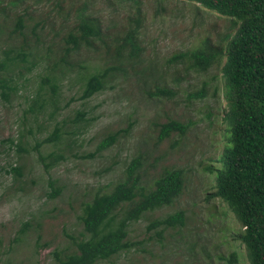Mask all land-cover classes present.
<instances>
[{"label":"rangeland","instance_id":"1","mask_svg":"<svg viewBox=\"0 0 264 264\" xmlns=\"http://www.w3.org/2000/svg\"><path fill=\"white\" fill-rule=\"evenodd\" d=\"M92 3L105 24H115V28L124 24L135 7L142 9L145 57L168 77L172 94L148 95L144 84L121 77L124 80L110 81L101 92L80 100V83H67L61 97L66 107L57 119L62 121L82 110L88 122L75 136L67 159L50 170L44 168L35 151L24 154L17 145L25 136L29 146L34 144L54 125V121L47 125V116H40L43 125H39L25 111L35 86L34 76L19 81V91L10 101L0 94V264H59L57 258L75 248L73 241L87 235L79 220L83 203L93 191L117 182L136 153L142 154L149 177L166 166L184 168L186 186L172 205L149 212L130 225L133 249L95 264H250L244 245L237 239L241 223L225 202L212 195L215 175L201 167V162L219 156L224 145L226 100L213 94L216 83L221 85V70L215 65L208 72H198L173 59L176 53L200 43L213 28L223 30L228 20L206 11H191L177 0ZM25 5L30 10L43 7L37 0H0V10L9 12H23ZM43 8L45 19L57 14L50 13L51 5ZM205 80L209 95L204 99L192 97ZM170 118L190 122L191 127L182 137L173 135L158 141L152 121ZM129 122H133L130 133H123L109 148L96 152L107 134L126 128ZM45 124L47 129L39 131ZM70 127L69 123L65 126ZM46 148L52 150L54 146ZM13 167L20 168L22 177H16ZM54 188L61 193L51 197ZM180 209L186 214L183 226L161 231V226L150 224ZM234 252L237 261L232 257Z\"/></svg>","mask_w":264,"mask_h":264},{"label":"trees","instance_id":"2","mask_svg":"<svg viewBox=\"0 0 264 264\" xmlns=\"http://www.w3.org/2000/svg\"><path fill=\"white\" fill-rule=\"evenodd\" d=\"M177 1L190 6L191 11L218 14L229 22L223 30L213 28L200 43L176 53L173 59L198 72H208L215 65L221 70V85L216 83L213 94L226 100L224 145L219 156L201 162V167L215 175L212 195L225 202L241 223L237 239L244 245L250 264H264V0ZM37 5H51L50 13L57 14L45 19L43 7L30 10L28 5L23 12L0 10V46L5 45L0 47V94L10 101L19 91V81L34 76L35 86L25 111L39 125H43L40 116H47V125L51 121L54 125L34 144L29 146L25 136L17 145L24 154L35 151L44 168L50 170L67 159L75 136L88 122L82 110L62 121L57 119L66 107L61 97L67 83H80V100L91 98L118 78H134L145 85L148 95H171L172 91L166 83L168 77L145 57L141 38L144 14L139 6L115 28V24H105L92 0H37ZM208 83L205 80L192 97L206 98ZM67 123L71 129L65 128ZM152 124L158 141L173 135L182 137L191 127L190 122L178 118ZM132 126L129 122L126 128L107 134L96 152L130 133ZM49 146L54 148L46 150ZM73 155L78 156L76 152ZM12 169L16 177H22L19 167ZM186 182L185 169L176 166H166L149 177L142 154H134L117 182L93 191L83 203L79 220L87 235L75 239V248L58 257V263L95 264L133 249L130 225L149 212L172 205ZM60 193L55 189L51 197ZM185 220V211L180 209L150 224L164 231L183 226ZM232 257L237 261L236 252Z\"/></svg>","mask_w":264,"mask_h":264}]
</instances>
